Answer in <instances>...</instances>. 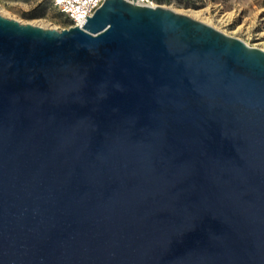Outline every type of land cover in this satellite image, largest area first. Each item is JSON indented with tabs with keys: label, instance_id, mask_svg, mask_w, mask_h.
Listing matches in <instances>:
<instances>
[{
	"label": "water",
	"instance_id": "1",
	"mask_svg": "<svg viewBox=\"0 0 264 264\" xmlns=\"http://www.w3.org/2000/svg\"><path fill=\"white\" fill-rule=\"evenodd\" d=\"M0 14V264H264V49L163 5Z\"/></svg>",
	"mask_w": 264,
	"mask_h": 264
},
{
	"label": "rangeland",
	"instance_id": "2",
	"mask_svg": "<svg viewBox=\"0 0 264 264\" xmlns=\"http://www.w3.org/2000/svg\"><path fill=\"white\" fill-rule=\"evenodd\" d=\"M163 4L264 49V0H165ZM0 9L43 27L61 29L70 25L49 0H0Z\"/></svg>",
	"mask_w": 264,
	"mask_h": 264
},
{
	"label": "built area",
	"instance_id": "3",
	"mask_svg": "<svg viewBox=\"0 0 264 264\" xmlns=\"http://www.w3.org/2000/svg\"><path fill=\"white\" fill-rule=\"evenodd\" d=\"M104 0H49V2L56 7L68 20L71 25H79L86 20V15L93 14ZM133 1V0H128ZM142 5H163L165 0H134Z\"/></svg>",
	"mask_w": 264,
	"mask_h": 264
},
{
	"label": "bare ground",
	"instance_id": "4",
	"mask_svg": "<svg viewBox=\"0 0 264 264\" xmlns=\"http://www.w3.org/2000/svg\"><path fill=\"white\" fill-rule=\"evenodd\" d=\"M0 14H2V15H4V16H7V17H10V18H15V19H17V20H19L18 18H16V17H14L13 15H11L9 12H6V11H3V10H1L0 9ZM194 17H195V15H194ZM201 20H203V19H201ZM20 22H22V23H26V21H21V20H19ZM203 21H205V20H203ZM35 24V23H34ZM39 25V24H38ZM40 26H42V25H40Z\"/></svg>",
	"mask_w": 264,
	"mask_h": 264
}]
</instances>
